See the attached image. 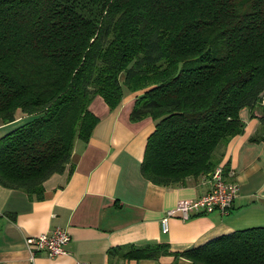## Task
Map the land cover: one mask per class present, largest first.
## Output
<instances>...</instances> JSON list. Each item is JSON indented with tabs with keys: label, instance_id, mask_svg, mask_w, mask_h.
Listing matches in <instances>:
<instances>
[{
	"label": "trees",
	"instance_id": "16d2710c",
	"mask_svg": "<svg viewBox=\"0 0 264 264\" xmlns=\"http://www.w3.org/2000/svg\"><path fill=\"white\" fill-rule=\"evenodd\" d=\"M135 91L129 120H154L142 176L160 185L209 176L219 147L243 130L242 107H258L264 122V0H0V122L27 118L0 136V186L42 198L44 180L71 172L74 141L97 124L92 98L113 110ZM117 251L264 264V225L183 250L147 242L108 254Z\"/></svg>",
	"mask_w": 264,
	"mask_h": 264
},
{
	"label": "crops",
	"instance_id": "0c3cea01",
	"mask_svg": "<svg viewBox=\"0 0 264 264\" xmlns=\"http://www.w3.org/2000/svg\"><path fill=\"white\" fill-rule=\"evenodd\" d=\"M127 92L111 110L99 95L89 109L99 120L87 141L75 140L73 169L50 175L43 182L44 195L29 197L24 191L0 186V264H189L170 254L155 259H126L108 249L147 242L167 243L170 250L195 247L221 234L264 225V134L260 110H239L243 130L233 135L221 151L226 177L237 183V194L227 212L213 210L188 219L172 216L162 232L160 217L183 198H193L209 187L207 176L187 177L182 184L160 185L142 176L140 162L154 120L128 118L134 96ZM252 112L254 115H250ZM0 122V136L23 122ZM63 227L70 235L65 252L48 256L31 251L25 237Z\"/></svg>",
	"mask_w": 264,
	"mask_h": 264
},
{
	"label": "built area",
	"instance_id": "2783aa9c",
	"mask_svg": "<svg viewBox=\"0 0 264 264\" xmlns=\"http://www.w3.org/2000/svg\"><path fill=\"white\" fill-rule=\"evenodd\" d=\"M208 177V189L193 197L180 199L175 206L168 208L160 217L162 232L168 230V219L172 216L188 219L195 214L207 213L218 210L225 213L232 206L237 194V183L226 177L221 163L214 166ZM70 235L60 226L25 237V243L31 253L43 251L48 256H54L65 252V244ZM74 264H87V262H75Z\"/></svg>",
	"mask_w": 264,
	"mask_h": 264
},
{
	"label": "rangeland",
	"instance_id": "374dc122",
	"mask_svg": "<svg viewBox=\"0 0 264 264\" xmlns=\"http://www.w3.org/2000/svg\"><path fill=\"white\" fill-rule=\"evenodd\" d=\"M125 95V94H124Z\"/></svg>",
	"mask_w": 264,
	"mask_h": 264
}]
</instances>
